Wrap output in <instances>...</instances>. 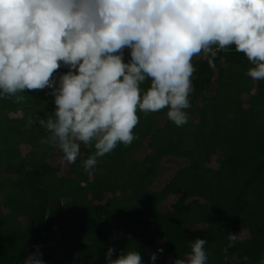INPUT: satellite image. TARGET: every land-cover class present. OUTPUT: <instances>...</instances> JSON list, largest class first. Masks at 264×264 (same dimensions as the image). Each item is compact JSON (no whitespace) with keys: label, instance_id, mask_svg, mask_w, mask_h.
Listing matches in <instances>:
<instances>
[{"label":"trees","instance_id":"16d2710c","mask_svg":"<svg viewBox=\"0 0 264 264\" xmlns=\"http://www.w3.org/2000/svg\"><path fill=\"white\" fill-rule=\"evenodd\" d=\"M214 67L194 56L188 123L137 109L135 139L118 143L93 171L83 161L95 149L80 142L67 163L58 146L42 144L38 123L55 105L48 89L0 99V264H24L39 246L45 264H105L108 247L138 249L145 264H172L207 240L209 264H259L264 255V80L246 75L253 65L234 46L218 49ZM128 52L125 50V59ZM67 71L66 68L57 73ZM57 73H54L57 74ZM150 78L141 85L146 91ZM165 120L162 126L158 123ZM183 160L160 189L154 180L167 158ZM68 168L60 175V166ZM171 197L175 201L166 209ZM110 223L120 232L104 230ZM249 238L241 240L239 232ZM238 234L228 247L227 236ZM59 239L62 258L51 240ZM247 257V261H245ZM115 258V257H113Z\"/></svg>","mask_w":264,"mask_h":264},{"label":"clouds","instance_id":"9594fccd","mask_svg":"<svg viewBox=\"0 0 264 264\" xmlns=\"http://www.w3.org/2000/svg\"><path fill=\"white\" fill-rule=\"evenodd\" d=\"M214 45L234 46L253 65L246 75L264 80V0H0V99L47 88L53 111L29 123L47 131L41 143L58 146L69 164L80 142L93 146L83 161L90 172L118 143L136 138L137 109L167 108L177 127L188 123L192 59L203 54L214 67ZM227 240L233 247L238 234ZM206 245L189 241L190 251L172 264H209ZM35 247L24 264H45ZM105 264L145 262L137 248L108 247Z\"/></svg>","mask_w":264,"mask_h":264},{"label":"rangeland","instance_id":"374dc122","mask_svg":"<svg viewBox=\"0 0 264 264\" xmlns=\"http://www.w3.org/2000/svg\"><path fill=\"white\" fill-rule=\"evenodd\" d=\"M165 120H161L158 125L162 126L164 124ZM56 152H59V148L55 149ZM50 163L53 166H60V175H63L66 172V169L68 168V166L66 164H62L61 162H59L58 158H54L50 160ZM184 165V161L183 160H178L175 158H167L165 160L162 161V169L161 172L159 174L158 177H156V179L154 180V184L152 186L153 189H160L162 186H164V184L166 183V181L172 176L173 172L178 169L179 167H182ZM175 197H171L167 204H166V209L170 208V205L175 201ZM104 230L107 231H115V232H120V227H117L116 225H112L110 223H107L104 225ZM239 237L241 240H246L249 238L248 236V232L247 231H241L239 232ZM50 244L53 245L56 248V254L57 257L62 258V246H61V241L59 239H54L50 241ZM153 253L152 250L149 251V255H151Z\"/></svg>","mask_w":264,"mask_h":264}]
</instances>
